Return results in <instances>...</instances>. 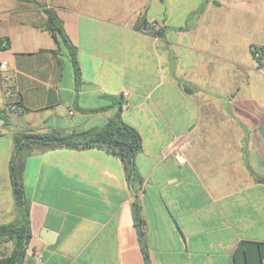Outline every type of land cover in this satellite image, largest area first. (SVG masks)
<instances>
[{
    "label": "crops",
    "instance_id": "0c3cea01",
    "mask_svg": "<svg viewBox=\"0 0 264 264\" xmlns=\"http://www.w3.org/2000/svg\"><path fill=\"white\" fill-rule=\"evenodd\" d=\"M35 1L0 0L13 91L0 88V225L15 218L13 161L25 264H264V64L251 54L264 0ZM46 10L77 50L78 82ZM115 98L142 141L132 185L104 148L23 139L14 155L21 134L103 127Z\"/></svg>",
    "mask_w": 264,
    "mask_h": 264
},
{
    "label": "trees",
    "instance_id": "16d2710c",
    "mask_svg": "<svg viewBox=\"0 0 264 264\" xmlns=\"http://www.w3.org/2000/svg\"><path fill=\"white\" fill-rule=\"evenodd\" d=\"M38 4L35 0H25ZM46 30H48L57 41L68 51L73 66L75 79H80V69L77 62V50L66 35L62 22L53 10H46ZM261 64L260 66H262ZM114 114L108 118L103 127L89 132L58 135V134H21L13 138L14 155L18 153L23 139H32L37 142L46 143L50 146H66L73 149L78 148H104L109 154L119 158L126 172L127 180L132 185L135 179V157L141 151L142 141L139 132L131 125L125 123L121 118L123 101L121 98L112 99ZM0 110V117L2 116ZM13 155V157H14ZM9 178L14 202V220L0 225V246L10 244L11 249L2 264H25L26 249L30 240L28 229V215L25 207V198L22 183L19 177V169L13 161L9 165ZM134 217L139 228V237L142 240V220L135 205Z\"/></svg>",
    "mask_w": 264,
    "mask_h": 264
},
{
    "label": "built area",
    "instance_id": "2783aa9c",
    "mask_svg": "<svg viewBox=\"0 0 264 264\" xmlns=\"http://www.w3.org/2000/svg\"><path fill=\"white\" fill-rule=\"evenodd\" d=\"M155 24L148 25L146 30L153 32ZM8 43L4 39H0V52L7 49ZM251 54L258 65L264 64V47L261 45H253L251 47ZM0 88L5 98H10L13 95L11 89V75L9 73L8 62L5 59H0ZM175 159L179 164L184 163V156L181 153L175 155ZM36 264H42L40 257H37Z\"/></svg>",
    "mask_w": 264,
    "mask_h": 264
},
{
    "label": "rangeland",
    "instance_id": "374dc122",
    "mask_svg": "<svg viewBox=\"0 0 264 264\" xmlns=\"http://www.w3.org/2000/svg\"><path fill=\"white\" fill-rule=\"evenodd\" d=\"M10 245V244H9Z\"/></svg>",
    "mask_w": 264,
    "mask_h": 264
}]
</instances>
